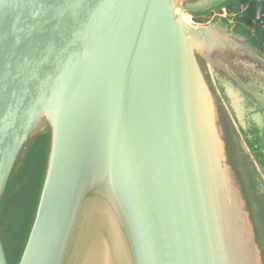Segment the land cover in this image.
Segmentation results:
<instances>
[{"label":"water","instance_id":"1","mask_svg":"<svg viewBox=\"0 0 264 264\" xmlns=\"http://www.w3.org/2000/svg\"><path fill=\"white\" fill-rule=\"evenodd\" d=\"M213 1L0 0V264H264L261 4Z\"/></svg>","mask_w":264,"mask_h":264},{"label":"rangeland","instance_id":"2","mask_svg":"<svg viewBox=\"0 0 264 264\" xmlns=\"http://www.w3.org/2000/svg\"><path fill=\"white\" fill-rule=\"evenodd\" d=\"M209 5L210 6L206 7V8L212 7L213 9L218 10V9H220V0H215V1L211 2V3H209ZM207 11H209V10H207ZM222 11L224 13H226V15L230 16L232 14L233 10L228 12L226 10V8H225ZM217 13H220V11L217 12ZM208 15L212 16V13H209ZM250 27H252V28H250L251 30H255L254 26H250ZM251 34H253V36ZM251 34L248 32V35L251 37L250 41L252 42V44H254V47L258 51H260L259 47L256 46V44L258 45L259 42L262 40L261 39V34L259 32H256V33L252 32ZM262 45H263V43L261 41L260 46L262 47ZM37 145L39 147H43L44 138H41L39 140V142H37L34 146H37ZM42 164H43V160L39 161V163H37V165H36L35 162H33V170L31 172V174L26 179V181H27L26 187L24 189L22 188V190L20 188L19 191L15 190L17 193L15 192V195L13 196V199L7 200L5 202V204L1 208V211H0V228H1V233H2V236L4 237V240H6L7 242H8V240H10L12 242V238L15 237L10 232V229L12 227V222H13L12 218L16 217V215H17L18 219L23 224L25 222L26 216H27V218L30 217V214H31V202H32L33 196H34V194L36 192V187L39 185L38 184V178H36V171L38 173V177L40 178ZM15 184H16V182H14L13 185H15ZM9 191L12 192L13 191L12 188ZM22 192L25 193L26 201L23 200V198H22ZM14 199H15V202H14ZM17 201L21 202V207L20 208L16 205ZM20 239H21V229H19L18 242L16 243V248L12 251V246H10L11 251L14 254L17 253L16 249L19 247ZM77 264H81V260L80 259L78 260ZM93 264H95V263H93Z\"/></svg>","mask_w":264,"mask_h":264},{"label":"trees","instance_id":"3","mask_svg":"<svg viewBox=\"0 0 264 264\" xmlns=\"http://www.w3.org/2000/svg\"><path fill=\"white\" fill-rule=\"evenodd\" d=\"M241 5V10L238 13L239 20L247 26H254V19L257 4H261V21L260 27L263 30V39H262V52L264 53V0H239ZM233 10L232 6L227 8V11L230 12Z\"/></svg>","mask_w":264,"mask_h":264},{"label":"bare ground","instance_id":"4","mask_svg":"<svg viewBox=\"0 0 264 264\" xmlns=\"http://www.w3.org/2000/svg\"><path fill=\"white\" fill-rule=\"evenodd\" d=\"M183 17H184L186 20H189L188 15H183Z\"/></svg>","mask_w":264,"mask_h":264},{"label":"crops","instance_id":"5","mask_svg":"<svg viewBox=\"0 0 264 264\" xmlns=\"http://www.w3.org/2000/svg\"><path fill=\"white\" fill-rule=\"evenodd\" d=\"M226 10H227V8H226Z\"/></svg>","mask_w":264,"mask_h":264}]
</instances>
